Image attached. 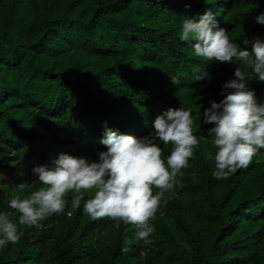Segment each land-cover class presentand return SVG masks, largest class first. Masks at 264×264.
Instances as JSON below:
<instances>
[{
    "label": "trees",
    "instance_id": "obj_1",
    "mask_svg": "<svg viewBox=\"0 0 264 264\" xmlns=\"http://www.w3.org/2000/svg\"><path fill=\"white\" fill-rule=\"evenodd\" d=\"M209 12L241 50L251 52L244 39L264 40V0H0V212H14L17 184L40 187L33 167L59 153L98 162L106 129L142 139L158 115L182 106L206 137L165 194L150 245L134 225L93 220L84 201L73 209L69 193L64 213L20 227L0 264H264V149L217 180L214 125L202 122L243 65L205 61L179 38L185 19ZM245 83L264 102V82Z\"/></svg>",
    "mask_w": 264,
    "mask_h": 264
},
{
    "label": "clouds",
    "instance_id": "obj_2",
    "mask_svg": "<svg viewBox=\"0 0 264 264\" xmlns=\"http://www.w3.org/2000/svg\"><path fill=\"white\" fill-rule=\"evenodd\" d=\"M256 22L264 25V13L257 16ZM179 38L205 61H238L243 65L236 67L235 79L223 85L224 98L219 103L210 101V108L202 114L204 125H214L207 130L208 143L215 149L212 175L226 180L247 168L264 149V102H258L255 91L245 83L253 75L264 82V40L244 39L245 46L251 45V52L241 50L210 12L199 22L185 19ZM205 76L206 73L197 75L195 79ZM194 124L191 108H169L156 117L155 131L148 137L138 139L106 129L100 143L107 151L98 153V162L59 153L51 166L33 167L40 187L32 190L28 182L15 186L16 194L7 205L14 212H0V248L20 241L21 226L40 228L42 221L64 213L69 193L73 194V209L84 201L83 211L90 218L111 219L117 228L120 222L134 225L136 239L150 245L155 231L153 221L161 204L167 203L165 194L175 188L178 175L188 167L201 140L206 139L194 134ZM157 141L171 145L166 158ZM207 156L213 159L212 152ZM15 214L18 216L14 221Z\"/></svg>",
    "mask_w": 264,
    "mask_h": 264
}]
</instances>
